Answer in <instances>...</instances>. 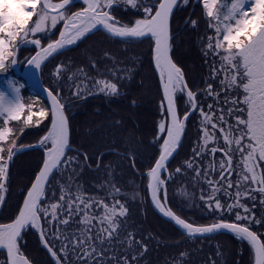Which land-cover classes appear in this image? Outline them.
<instances>
[{
    "label": "snow or ice",
    "instance_id": "snow-or-ice-1",
    "mask_svg": "<svg viewBox=\"0 0 264 264\" xmlns=\"http://www.w3.org/2000/svg\"><path fill=\"white\" fill-rule=\"evenodd\" d=\"M76 2L0 0V73H6L10 66L16 65L18 49L28 44L34 45L36 52L27 63L34 70H40L49 58L98 28L122 39L150 37L154 45L153 63L163 91L161 111L166 116L157 124L156 141H163L159 156L145 173L153 204L189 238L228 231L238 240L247 242L252 264H264V234L252 230L253 224L264 226V215L258 219L255 212L257 202L264 208V0H198L211 30L204 44V55L219 58L210 66V79L219 80V90L207 82L203 89V93L214 101L207 105V111L197 102L199 93L188 89L182 69L170 55V19L179 0H153L143 7V17L131 26L121 24L111 14L118 0H79L82 5L79 10L69 12L68 7ZM124 2L136 8L141 0ZM188 2L184 0L185 4ZM196 23L192 21L194 27ZM58 26V38L43 45L42 40L54 34ZM65 70L64 64H57L51 75L60 79ZM78 71L83 73L82 68ZM68 79L73 80L74 75L69 74ZM6 83L10 92L0 90V208L6 198L10 163L23 150L13 138L10 122L22 120L24 125H29L35 116L37 126L48 117L51 123L35 145L44 148L42 166L15 217L8 223H0V252H6L7 257L3 264H33L19 244L22 232L28 228L39 232L41 244L54 264H72L69 255L79 264H130V259H136L135 255L129 258L114 250L116 243L124 244L125 241L131 249L134 241L131 233L124 240L120 239L122 218L127 216L128 209L116 198L120 194L118 187L112 186L109 193L112 203H108L106 199L87 196L78 184L74 191V179L69 175L66 182L57 181L58 198L56 190L51 199L47 196L55 173L63 174L75 161V157L65 159L70 133L60 91L44 89L50 108L33 111L32 104L21 102L20 87L12 80H6ZM95 83L102 85L100 90L108 95L118 93L115 83L105 80ZM178 90L186 91L187 95V107L182 117L174 103V94ZM80 91L78 85L73 95L79 96ZM222 94L224 103L220 104ZM164 102L167 103L166 112ZM196 111L200 114L196 145L192 156L183 161L175 173L191 170L196 178L202 177L208 185V194L201 189L200 199L209 209L220 213V218L209 225L193 224L166 208V189L163 200L159 196L166 184L163 173L182 142L188 118ZM23 131L22 128L21 135ZM9 140L11 144L5 157V144ZM205 157H210L206 163ZM172 175L168 173L169 178ZM221 193L228 198L226 206L220 199ZM246 201H252L251 206ZM224 212L234 213L235 219L226 221ZM143 247L146 251V246Z\"/></svg>",
    "mask_w": 264,
    "mask_h": 264
},
{
    "label": "trees",
    "instance_id": "trees-1",
    "mask_svg": "<svg viewBox=\"0 0 264 264\" xmlns=\"http://www.w3.org/2000/svg\"><path fill=\"white\" fill-rule=\"evenodd\" d=\"M180 3L181 0L173 13L170 23L172 31L171 51L173 47L177 48L176 37L185 29V26H182L185 20L188 21L186 26H189L190 22L193 20L199 23V33L202 36L205 35V16L202 13V4L193 0H189V2L183 6H181ZM113 7L117 9V20L120 21L121 24L130 26L135 19L134 16H136L135 10L128 9L124 5L120 6L119 3ZM196 14L202 15L201 18L195 16ZM173 26L174 32L172 30ZM99 45L109 46L110 48L125 47L128 49L130 46L141 45L143 47L145 46L148 52L142 53L135 50L127 52L125 50L120 53L117 49H104V52L95 53L94 50H97L95 48H99ZM153 46V41L151 39L115 40L107 37L101 32H94L87 35L71 49L63 52L49 62L51 63L61 58L66 65L67 63L70 64L67 70L72 69L74 66L82 67L83 72L86 73L87 79H91L90 81L96 78L112 79L117 85L118 93L115 95H108L92 92L76 100L71 99L65 102L66 98L63 91L60 92L61 102L66 105L65 114L68 119L70 132V149L65 159L67 157H75V161L72 165L75 166L79 173L76 177H73L74 174L72 171L66 170L63 171V174L59 171L56 172L49 183L47 192L48 197H52L54 190L57 191V181L64 179L67 171L74 179V187L78 184L83 188L86 195L97 194L99 196L105 195L108 186H110V188L113 185L118 188L125 186L127 189H130L131 185L138 183L139 177H146L145 173L154 165L158 157L156 154L155 156L153 155V149L156 143L153 142L152 137L155 131L156 114L159 113L160 106L157 105V102H155L152 97L153 93L157 91L159 101L162 100L161 87L152 61ZM210 62L211 61L208 60L204 61V64L201 63L204 70H210ZM49 63L42 69L40 80L48 89L56 90V87L47 84V77L44 75L45 67H47ZM93 64H95V67H93ZM205 74L204 71V76ZM62 76L63 73L61 78L64 79V76ZM146 77L152 79V83H150L149 87L146 85L144 89L143 82ZM16 79L23 85L21 95L22 103L25 105L32 104L34 106L33 111H39L41 108H48L46 102L41 97L37 96L36 92L30 89L19 78L16 77ZM185 81L188 89H190L188 85L189 81L186 77ZM148 89H150V92ZM178 101L177 95L174 94V102L179 112L177 106ZM197 102L204 108L207 104V100L203 98L202 101L200 100V94L197 96ZM196 112L193 113L186 122V130L181 146L167 166V169L173 173L172 179H168L163 191L161 189L159 196L160 199L163 200L166 189L168 209H171L176 215L193 224L209 225L212 224V222L215 223L218 218H213V215L209 213L210 209L207 208L203 202H199L198 204L196 202L197 199L190 198V196L177 197L175 194V191H177L181 183H186L185 186L190 190L195 189L191 180L194 172L184 169L180 173H175V169L181 166L183 161L192 156V149L195 147L198 139V134L193 137V130L196 128L198 115ZM24 115L26 116L27 112H25ZM162 115L166 118L164 114ZM37 119L38 118L34 116L32 123L26 126L28 128H38V136L27 139V134H23V136L17 140V145L23 146V150L15 155L13 160H20L22 156V158H30V156H33V159L44 156V148L29 147L38 144L37 139L42 134L40 131L42 129L46 131L44 126L46 127L51 123V120L50 117L45 118L41 121L39 126H37ZM0 126H2V121H0ZM22 126H25L22 120L10 122V127L13 128L14 134H16V131ZM32 140H34V142H31ZM10 144L11 140L5 144V157L7 156V147ZM181 153L184 155H181ZM85 157H87V159H85ZM205 160H207V157L204 158V162ZM11 163L8 174H10L12 170ZM21 163L23 164L22 168L24 169L26 167L27 171L28 166L25 165L26 163ZM148 164V169H146ZM35 172L36 171L29 177L30 179L34 178ZM143 191L144 193L142 194L144 197L142 201H138L139 203L131 199H126L128 214L125 218H122L123 224L120 232V239L122 240L131 233L134 237V241L131 249L125 247L127 242L124 244L116 243L114 250L118 255L127 254L129 258H131L134 254L136 259L146 261V264H151L150 262L159 263L161 260H163L165 264H170L174 261L178 262V264H223V259L228 260V258L209 244V242L212 241L220 244V239L230 241L236 244L237 247L240 246L239 248H242V251L251 253L250 247L246 241L238 240L230 233L218 234L205 238H189L177 230L172 224L160 218L151 209L146 197L145 186ZM189 200L193 201L191 206L188 204ZM178 201H181V203ZM221 201L224 203L223 196L221 197ZM184 204H187L188 208H186ZM251 204L252 202L248 205L251 206ZM261 209L262 208L257 202V207L255 209L257 216L260 215ZM149 211L151 215H149ZM16 212L17 211H15L7 222H10L14 218ZM205 213L209 214L206 215ZM225 214L226 213H224L223 218L226 221L229 220V222H231L234 220L233 215ZM214 215L217 214L215 213ZM218 217L220 218V214ZM252 230L256 231L258 234H264V226L254 225L252 226ZM32 236L38 240L37 242L39 245L37 246L40 248L42 255L39 256L40 260H33V258H35L34 255L27 251L29 246H24L23 244L27 243V241L29 242ZM135 241H140V243L137 244ZM19 244L21 251L33 262V264H36V262H40L41 264H54V261H51L48 255L47 249L41 244L37 232L33 229L28 228L22 232V238ZM143 246H146V251ZM125 249H127L126 252ZM181 253H184V255L181 256ZM109 255L111 254L109 253ZM1 256L4 255L1 254ZM68 260L71 261L76 259L72 255H69ZM72 264L79 263H74L72 261ZM224 264H228V262Z\"/></svg>",
    "mask_w": 264,
    "mask_h": 264
},
{
    "label": "rangeland",
    "instance_id": "rangeland-1",
    "mask_svg": "<svg viewBox=\"0 0 264 264\" xmlns=\"http://www.w3.org/2000/svg\"><path fill=\"white\" fill-rule=\"evenodd\" d=\"M193 1H198V0H193ZM144 2L145 3L149 2L151 4V3H153V0H141V2L138 4V7H136V8H133L130 5L126 4L124 2V0H118L117 3H122L125 6L131 7L130 9L135 10V12H136V16H134L135 17L134 21H135L136 19L142 18L143 15H144L143 7L146 5V4H144ZM77 3H80V2H77ZM77 3L69 6L68 7V11H71L70 9L72 7L78 5ZM116 4H114V5H116ZM180 5L181 6L185 5L184 0H181ZM202 13L204 14L203 8H202ZM195 16H198V17L201 18L202 15L196 14ZM134 21L132 23H134ZM187 22L188 21L185 20V22L182 24V26H185V29L182 31L181 34L177 35V37H176L177 38L176 39V47L177 48L173 47L172 51H170V55H171V58H172L173 62L178 67H180L182 69L186 79H188L189 88L192 91H194V92H197V91L199 92L201 101H202V98L204 100H207V104L205 105V110L207 111V105L211 104V103H214V101H213V99L211 97H207L203 93V89L206 88V82H207V83H212L213 87L216 88L217 90H219L218 89L219 80L218 79L215 80V81L211 80L210 79L211 68H209L210 70H208V69L204 70V68L201 65V63L204 64V61L210 60L211 61L210 62V66H211L213 64V61L214 60L218 61L219 58L218 57H213L211 54H209L208 56L204 55V44L207 42V36L210 34V31H211L208 28V22H207L206 18H205V29H204L205 35L204 36L200 35V33H199V27H200L199 23H196V25L194 27L193 24H192V21L190 22L189 26H186ZM170 28H171V25H170ZM172 30L174 32V26H173ZM58 33H59V26L57 27V29L54 30V34H50L47 39H43L42 40V44L46 45L49 42V40H55L57 38V36H58ZM92 33H94V32H92ZM171 33H172V31H171ZM195 45H196V47H195ZM95 49H97V50H94L95 53L104 52V49H106V50L107 49H110V50L117 49L120 53L124 52L125 50L127 52H131V51H134V50L137 51V52H142V53H147L148 52L147 48L145 46L143 47L141 45L130 46L129 49L125 48V47H113V48H110L109 46H101V45H99V48H95ZM35 52H36V49H35L34 45L28 44V45L21 46L18 49V51H17V63H16V65H14V68L18 69V70H21V68L24 66V64L32 56L35 55ZM57 56H55V57H57ZM50 61H48L47 63H49ZM61 63L66 66V70L63 72L64 79H62L61 77H60V79H56L55 77H53L51 75V73H52L53 69L55 68V66L57 64H61ZM46 64L44 66H46ZM68 66H70V64L67 63V65H66V63H64V60L60 58V59L54 60L53 62L49 63L48 66L45 67V74H44L47 77L46 81H47V84L49 86L56 87L55 89L57 91H59V90H60V92L63 91V94H64V96L66 98L65 102H67V101H69L71 99L72 100H76L77 98H81L84 95L92 93V92H98V93L106 94L105 91H101L100 90L101 87H103V86L102 85H97L95 83L97 80H105V81H110V82L114 83L112 79H108V78H105V79L104 78H96L95 80H92L93 81L92 82V81H90L91 79L90 80L87 79L86 73H84V72L80 73L78 71L82 67L74 66L72 69L67 70L69 68ZM217 67H218V63H217ZM120 68H122V67H120ZM12 70H13L12 66H10L6 73H0V90L6 91V92H10V89L8 88L6 80H12V81H14L16 83V86L20 87V98H21L22 90H23L22 86L23 85H22V83L19 82L18 79H16V76L13 74ZM144 71H146V70H144ZM204 71L206 73L205 76H204ZM143 73H145V72H143ZM69 74H73L74 75V79L73 80H69L68 79V75ZM156 76H157V74H156ZM157 79H158V76H157ZM150 83H152V79H149L147 77L144 78V82H143L144 89H145L146 85H148V87H149ZM78 85L80 86V89H81L80 95L79 96L73 95V93L75 91H77V86ZM148 90L150 92V89H148ZM185 92L186 91L181 92V91L178 90L175 93L177 95V98L179 99V101L177 103L178 104L177 106H178V109H179L181 117L183 116V114H184V112L186 110V107H187V104H186L187 95H186ZM157 94H158L157 91H155L153 93V95H152V97L154 98L155 102H157V105L160 106L159 107V113L156 114V118L157 119L155 118L156 119V121H155V131L153 132L154 136L152 137L153 142L156 143L154 145V149H153V155L154 156H155V154L157 156H159L160 144L163 142L162 140H160L158 142L156 141L157 124L160 121L166 119L162 115V111H161V102L163 101V99L159 101ZM232 95L234 96L235 93H232ZM223 103H224V96L222 94L221 98H220V104H223ZM196 113L198 115H197L196 126H195L196 128L193 130L194 131L193 132V137L196 136V134H198V129L200 127V114H199L198 111ZM192 115H190V117ZM49 126H50V123L46 127L44 126V128H46L45 129L46 131H44V129H42L40 131L42 134L37 139V142L40 140V138L42 136H44L46 134L47 129H48ZM22 128L24 129L23 134H27V137H26L27 139H30V137L33 138L35 136H38V132H39L38 128H36V127L28 128L25 125V126L20 127L16 131V134L13 135V138H16L17 140H19V138H21L23 136V134L21 135V129ZM34 140H32L31 142H34ZM27 141H30V140H27ZM194 143H195V140H194ZM180 146H179V148H180ZM179 148H178V150H179ZM150 155H151V153H150ZM181 155H184V154L181 153ZM22 157L20 158V160L19 159L18 160L15 159L11 163L12 170H11V173L8 174V180H7V184H6V188H7L6 198H5L4 202H3V206H2L1 211H0V223H6L7 221H9L10 217L13 216L15 211L18 212L19 206L21 205V203L23 201V198H24L28 188L30 187V185H31V183H32V181L34 179V178H31L32 179L31 180L29 177H31V175L33 174L34 171H36L35 175L39 171V169H40V167H41V165L43 163L41 161H43V157L44 156H42L41 158H36V159H33L32 158L33 156H30V158H25V157L22 158ZM217 158H219V154H217ZM208 159H210V157H207V160ZM207 160H205V163L207 162ZM21 162H23V163L25 162L26 163L25 165L28 166L27 171H26V167L24 169L22 168L23 164ZM148 166H149V164L147 165L146 169H148ZM67 170L73 172V174H74L73 177H76L78 175V173H79L76 170L74 165H71V167L67 168ZM68 171L65 174V178L62 179V180H59L60 182H66L67 181V178L70 175V174H68ZM173 171H174V169H173ZM168 173H171L169 169H167V171H165L163 173V176H162V178L166 180V183H167L168 179H170L168 177ZM192 178H191L192 185H193V187L195 189L190 190V189H188L185 186L186 183H181L180 186L177 188V191H175V194H176L177 197H180V196L188 197V196H190V198L197 199L196 202L199 204V202H203L200 199L201 189H204V194L207 195L208 192H209V188H208V185L206 184V182L203 180L202 177L198 179V178H196L195 173H194ZM171 179H172V177H171ZM30 181H31V183H30ZM142 183H143V185H142ZM147 183H148V181H147L146 177H142L141 176L138 179V183H135V184L131 185L130 189H127L125 186H122V188H119L120 189V194L116 198L121 200V202L124 203L125 205L127 203L126 199H128V200L131 199V200L136 201V203H139L138 201H142V199L144 197L142 193H144L143 188L145 186L146 197L148 199ZM58 187H59V185L57 183V191H56L57 198L59 196ZM163 189L164 188H162V191H163ZM73 190L75 191V187L73 188ZM81 190L84 192L82 187H81ZM111 192H112V186H111V188H110V186H108L107 189H106V193H105L106 196L105 195L104 196H102V195L99 196L97 194H91V195L87 194V196L95 197L97 199H106L108 203H112V198H111V196H109V193H111ZM256 195H259V194L257 193ZM222 196L224 198V204L226 206L227 203L229 202L228 198H227V196H224L221 193L220 194V199H221ZM48 198L51 199L50 196ZM19 202H20V204H19ZM45 202L47 203L48 201H45ZM178 202L181 203V201H178ZM250 202H252V201H246L247 204H249ZM192 203H193V201H191V200L188 201L189 206H191ZM18 204H19V206H18ZM184 205H185L186 208H188L187 204H184ZM209 213L211 215H213V218H218L219 219V217H218L219 214H220L219 212H216V211L210 209ZM209 213H205V214L207 215ZM215 213L217 215H214ZM224 213L229 214L227 212H224ZM149 215H151L150 211H149ZM231 215H233L234 216L233 218L235 219L234 213H232ZM262 215H264V208L261 209L260 215L257 216V218L258 219L261 218ZM150 221H151V219H150ZM254 225H256V224H253L252 226H254ZM33 230L35 232H37L38 238L40 239L39 232L36 231L35 229H33ZM124 239L125 238H123L122 240H124ZM37 241H38L37 238L32 236L30 238L29 242L27 241V243H23L24 246H26V245L29 246V248H27V251H29L30 254L34 255L35 258H33V260H40L39 256H42L40 248L37 246V245H39V243ZM219 242H220V244H217L214 241H212V242H209V244L211 246L215 247L216 249H218L225 257L228 258V260H224L223 259V261H222L223 264L227 263V262H228V264H231V262H232V264H252V253H249L247 251L246 252L242 251V248L241 249L239 248L240 246L237 247L236 244H234V243H232L230 241L220 239ZM56 243L58 245L59 242L57 241ZM234 245H235V247H234ZM125 247L127 248V245ZM133 251H131V252H133ZM1 254H3L4 256H1ZM48 255H49L51 261H53L52 258H51V255L49 253H48ZM4 260H6V256H5V254L3 252H0V264H3ZM218 260H221V259H218ZM71 261H73L74 263H79L76 260H71ZM150 263L151 264H165L163 260H161V262H159V263L158 262H150ZM36 264H41V263L40 262H36ZM48 264H51V263H48ZM130 264H146V261L135 259V260H130ZM170 264H178V262L174 261L173 263H170Z\"/></svg>",
    "mask_w": 264,
    "mask_h": 264
},
{
    "label": "water",
    "instance_id": "water-1",
    "mask_svg": "<svg viewBox=\"0 0 264 264\" xmlns=\"http://www.w3.org/2000/svg\"><path fill=\"white\" fill-rule=\"evenodd\" d=\"M77 2H79V0H77ZM76 2V3H77ZM177 7V6H176ZM176 7L174 8V10H173V13H174V11H175V9H176ZM173 13H172V15H173ZM172 15H171V18H172ZM170 22H171V19H170ZM170 30H171V28H170ZM93 32H101V33H103L104 35H106L107 37H109V38H111V39H116V40H133V39H131V38H129V39H122V38H119V37H113V36H111L110 34H107L106 33V31L105 30H103L102 28H98V29H96V30H94ZM58 35H59V33H58ZM57 38H58V36H57ZM56 38V39H57ZM143 39H151L150 37H145V38H141V39H139V40H143ZM74 45H71V46H68L67 48H65L62 52H60L59 54H61V53H63V52H65V51H67V50H69V49H71L72 47H73ZM59 54H56V55H54L53 57H51V58H49V60L48 61H50L52 58H54L55 56H57V55H59ZM47 61V62H48ZM152 61H153V59H152ZM46 62V63H47ZM45 63V64H46ZM44 64V65H45ZM44 65L42 66V68L44 67ZM153 66H154V63H153ZM42 68L40 69V70H34V68L32 67V66H29L28 65V63L26 62L25 64H24V66L21 68V70H18V69H15L14 68V66H12V71H13V74L17 77V78H19L24 84H26L30 89H32L34 92H36V95L37 96H39V97H41L45 102H46V104H47V107L48 108H50V101H49V99H48V96H47V93L44 91V89H48V88H46L42 83H41V80H40V73H41V70H42ZM154 70H155V72H156V74H157V76H158V81H159V85H160V78H159V74H158V72L156 71V69H155V66H154ZM160 87H161V85H160ZM161 95H162V99H163V91H162V88H161ZM175 103V102H174ZM164 106H165V109L167 108V103L166 102H164ZM65 116H66V114H65ZM70 133V132H69ZM183 137H184V134H183ZM69 138H70V134H69ZM182 140H183V138H182ZM182 143V142H181ZM181 145V144H180ZM33 147H36V146H30L29 148H33ZM70 149V146H69V148H68V150ZM68 150H67V152H68ZM177 152V151H176ZM176 153H174V155H175ZM173 155V156H174ZM173 157H171L170 158V160L172 159ZM170 160H169V162H170ZM168 162V163H169ZM168 165V164H167ZM42 166V165H41ZM38 173V172H37ZM36 173V174H37ZM35 178V177H34ZM34 180V179H33ZM31 186V185H30ZM26 194H27V192H26ZM25 194V195H26ZM147 195H148V202H149V204H150V206H151V208L153 209V211L160 217V218H162V219H164L165 221H167V222H169L170 224H172L177 230H179L180 232H182L183 233V231L178 227V226H176L175 225V222L174 221H172L170 218H168V217H165L164 215H163V213L158 209V208H156L155 207V205L153 204V202H152V199H151V195H150V193L147 191ZM24 199V198H23ZM22 203H23V201H22ZM22 203H21V205H22ZM166 208H168V205L166 204V206H165ZM0 211H1V208H0ZM225 233H230V232H228V231H221V232H218V233H215V234H206V235H203V236H193L194 238H205V237H209V236H213V235H218V234H225ZM230 234H232V233H230ZM4 254H5V256H6V252H3ZM7 258V257H6Z\"/></svg>",
    "mask_w": 264,
    "mask_h": 264
},
{
    "label": "flooded vegetation",
    "instance_id": "flooded-vegetation-1",
    "mask_svg": "<svg viewBox=\"0 0 264 264\" xmlns=\"http://www.w3.org/2000/svg\"><path fill=\"white\" fill-rule=\"evenodd\" d=\"M78 5H76V6H74V7H72L70 10L71 11H69V12H75V11H78L79 10V8L82 6L81 5V3H77ZM144 4H150L149 2H147V3H145L144 2ZM117 5H118V3H117ZM119 5L121 6V5H123L122 3H119ZM125 6V5H124ZM128 9H130L131 7H129V6H126ZM117 9H115L114 7H113V9L111 10V14L117 19L118 17H117Z\"/></svg>",
    "mask_w": 264,
    "mask_h": 264
}]
</instances>
